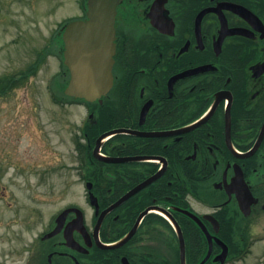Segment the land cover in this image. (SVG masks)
<instances>
[{"label":"flooded vegetation","instance_id":"obj_1","mask_svg":"<svg viewBox=\"0 0 264 264\" xmlns=\"http://www.w3.org/2000/svg\"><path fill=\"white\" fill-rule=\"evenodd\" d=\"M93 5L114 10L113 85L85 105L69 201L53 164L30 172L12 264H238L264 222V0H77L67 25Z\"/></svg>","mask_w":264,"mask_h":264},{"label":"rangeland","instance_id":"obj_2","mask_svg":"<svg viewBox=\"0 0 264 264\" xmlns=\"http://www.w3.org/2000/svg\"><path fill=\"white\" fill-rule=\"evenodd\" d=\"M76 3L0 0V77L15 76L43 57L34 76L0 97V264H12L32 238L27 222L44 188H33L31 171L53 164V211L69 201L66 183L78 161L75 136L87 114L83 106L55 103L50 87L58 92L55 81L62 72L52 38L76 14ZM256 234L250 253L238 264H264V222Z\"/></svg>","mask_w":264,"mask_h":264},{"label":"water","instance_id":"obj_3","mask_svg":"<svg viewBox=\"0 0 264 264\" xmlns=\"http://www.w3.org/2000/svg\"><path fill=\"white\" fill-rule=\"evenodd\" d=\"M114 10L108 7L93 8L87 20L66 24L61 37L64 64L70 72L65 95L88 102L101 100L113 85ZM109 132L97 140L95 155Z\"/></svg>","mask_w":264,"mask_h":264},{"label":"trees","instance_id":"obj_4","mask_svg":"<svg viewBox=\"0 0 264 264\" xmlns=\"http://www.w3.org/2000/svg\"><path fill=\"white\" fill-rule=\"evenodd\" d=\"M53 45L54 46H53L52 54H58L59 48L57 44L55 43ZM42 61H43V57L40 55L36 63H34L33 65H30L26 70L21 71L19 74L15 76L0 77V97L7 96L9 93H11L12 90L24 84V82L28 80L31 76H34L40 69L42 65ZM63 67H64V71L67 72V68L65 67L64 64H63ZM55 83L59 85L58 92H55L53 87L51 86L52 93H53L52 99L55 103L63 105V104H66L67 102L75 101L74 98H69L64 94V89L67 84V79L65 78L63 73L59 75V80H56ZM79 145L80 143L77 140V149L79 148Z\"/></svg>","mask_w":264,"mask_h":264}]
</instances>
